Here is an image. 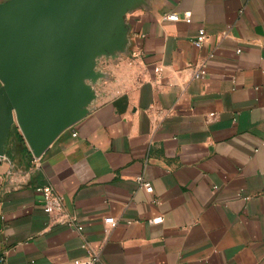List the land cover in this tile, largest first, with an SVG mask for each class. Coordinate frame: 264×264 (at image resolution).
Here are the masks:
<instances>
[{
    "label": "crops",
    "instance_id": "obj_1",
    "mask_svg": "<svg viewBox=\"0 0 264 264\" xmlns=\"http://www.w3.org/2000/svg\"><path fill=\"white\" fill-rule=\"evenodd\" d=\"M114 10L125 55L85 115L39 158L7 126L0 264H71L88 249L96 264H264V0H118ZM41 185L80 232L50 224Z\"/></svg>",
    "mask_w": 264,
    "mask_h": 264
},
{
    "label": "water",
    "instance_id": "obj_2",
    "mask_svg": "<svg viewBox=\"0 0 264 264\" xmlns=\"http://www.w3.org/2000/svg\"><path fill=\"white\" fill-rule=\"evenodd\" d=\"M117 1L0 4V155L11 112L35 158L85 115L95 57L127 44Z\"/></svg>",
    "mask_w": 264,
    "mask_h": 264
},
{
    "label": "built area",
    "instance_id": "obj_3",
    "mask_svg": "<svg viewBox=\"0 0 264 264\" xmlns=\"http://www.w3.org/2000/svg\"><path fill=\"white\" fill-rule=\"evenodd\" d=\"M168 20L178 21L182 18L177 15V13H171L165 16ZM186 22H189L188 18L183 19ZM206 39V34L203 29L198 31L197 36L192 40V43L199 47L203 44ZM196 77L203 78L205 76V72L203 70H198L195 74ZM1 86V82H0ZM73 135H76L74 132ZM138 184L145 190L146 193H152L153 188L152 185L144 181L141 176L137 177ZM36 191L42 195L43 198V207L45 212L50 217V224H58V225H66L70 227L72 230L80 232L82 230V226L78 223L76 217L69 214L64 205L62 196L57 193L50 185H41L36 187ZM104 223L109 225L110 227H114L117 223L116 219L113 217H106L104 219ZM82 247L85 248L83 244ZM100 252L99 250L88 249L87 255L79 261H76L71 264H96L99 261Z\"/></svg>",
    "mask_w": 264,
    "mask_h": 264
},
{
    "label": "rangeland",
    "instance_id": "obj_4",
    "mask_svg": "<svg viewBox=\"0 0 264 264\" xmlns=\"http://www.w3.org/2000/svg\"><path fill=\"white\" fill-rule=\"evenodd\" d=\"M124 52H125V50L123 52H116V54H114L115 52L112 51V49H105L97 57H95L94 62H93V72L97 74V78L95 80H93L89 77H85L82 79L83 83L88 85L90 92L93 95V98L90 100L89 103H87L86 108H90L92 103L98 99V96H100V94L102 93L103 87L109 81L110 76H109V72H108L107 68H108L110 62L113 61L118 56L123 57L125 55ZM11 116H12V122H14V124H15L14 126L12 125L10 127L11 132L12 131L17 132L16 133L17 140L26 144V146H27L26 148L30 152L28 145H27V143H26V141L22 135V132L16 124L13 112H11ZM19 135H21L22 140L19 138ZM8 137H9V135L7 134V138ZM30 154H31V152H30Z\"/></svg>",
    "mask_w": 264,
    "mask_h": 264
},
{
    "label": "trees",
    "instance_id": "obj_5",
    "mask_svg": "<svg viewBox=\"0 0 264 264\" xmlns=\"http://www.w3.org/2000/svg\"><path fill=\"white\" fill-rule=\"evenodd\" d=\"M19 138L22 140L21 135H19ZM26 152L30 153L27 148H26Z\"/></svg>",
    "mask_w": 264,
    "mask_h": 264
}]
</instances>
